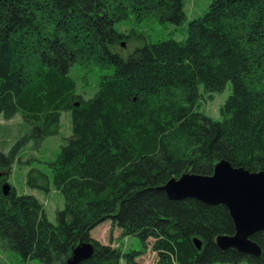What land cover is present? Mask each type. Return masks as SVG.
Wrapping results in <instances>:
<instances>
[{"label": "trees", "instance_id": "trees-1", "mask_svg": "<svg viewBox=\"0 0 264 264\" xmlns=\"http://www.w3.org/2000/svg\"><path fill=\"white\" fill-rule=\"evenodd\" d=\"M185 7L186 0H0V115L21 114L29 126L0 152L3 248L42 264H68L84 242L95 253L79 264H138L149 245L156 264H264V231L252 237L260 257L222 251L216 239L235 234L229 210L162 190L186 173L211 176L222 160L264 172V0H212L182 38L145 42L127 60L117 50L128 37L117 25L132 17L183 25ZM76 65L110 72L87 101L70 77ZM229 83L221 120L200 112L201 91L211 96ZM63 112L71 113L72 138L50 163L65 200L53 224L35 196L13 187L5 195L3 187L19 150L56 135ZM43 179L31 169L27 185L43 189ZM108 221L142 250L122 254L94 241L91 232Z\"/></svg>", "mask_w": 264, "mask_h": 264}, {"label": "rangeland", "instance_id": "rangeland-1", "mask_svg": "<svg viewBox=\"0 0 264 264\" xmlns=\"http://www.w3.org/2000/svg\"><path fill=\"white\" fill-rule=\"evenodd\" d=\"M212 0H186V23L176 25L171 23H160L156 18L149 17L138 21L132 17L130 20L117 25V29L128 35L123 42L126 47H118L119 54L127 60L138 48L144 46L145 42L156 39H168L174 36L182 38V28L193 18L201 15L208 9ZM130 33V36H129ZM122 42V43H123ZM110 74L99 67L84 69L76 65L71 69L70 77L77 85V94L83 101L93 98L99 90L101 79ZM199 110L214 120H221L220 109L232 93V85L229 83L221 93L213 95L205 94L203 91ZM79 102V101H78ZM29 131V126L21 114L13 119L6 120L0 115V152L9 153L15 144ZM72 138L71 113L63 112L60 117L59 130L56 135L46 138L40 147H35L33 141L24 145L18 152L15 162L11 166L8 183L19 195H33L44 206L45 213L50 222L56 224L57 213L64 208V196L53 186V173L50 163L56 160L61 149ZM31 169L39 170L43 175V189H31L27 185L28 174ZM7 173V172H6ZM94 241L104 246H111L122 254L133 251H141L143 246L136 237H123L121 230L110 221L96 227L91 232ZM138 264H156L157 255L151 251V246L145 254L136 259ZM0 264H42L35 259L25 262L22 257L11 250L3 248L0 242ZM119 264H126L124 259Z\"/></svg>", "mask_w": 264, "mask_h": 264}, {"label": "water", "instance_id": "water-1", "mask_svg": "<svg viewBox=\"0 0 264 264\" xmlns=\"http://www.w3.org/2000/svg\"><path fill=\"white\" fill-rule=\"evenodd\" d=\"M121 47H126L124 42ZM10 189V185L6 183L3 187L5 195ZM162 190L171 200L195 199L210 206H225L234 221L235 234L219 236L216 239L217 246L222 251L233 249L242 254L261 256L262 249L252 237L264 231L263 171L251 172L222 160L215 166L213 175L186 173L179 179L168 181ZM193 243L198 250L202 249L201 240L194 238ZM94 253L93 243H81L74 249L68 264H79L93 257ZM107 264L117 263L112 261Z\"/></svg>", "mask_w": 264, "mask_h": 264}]
</instances>
